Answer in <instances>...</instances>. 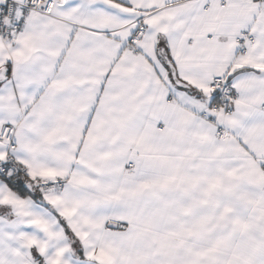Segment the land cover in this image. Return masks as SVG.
<instances>
[{
    "label": "snow or ice",
    "instance_id": "snow-or-ice-1",
    "mask_svg": "<svg viewBox=\"0 0 264 264\" xmlns=\"http://www.w3.org/2000/svg\"><path fill=\"white\" fill-rule=\"evenodd\" d=\"M0 264H264V0H0Z\"/></svg>",
    "mask_w": 264,
    "mask_h": 264
}]
</instances>
